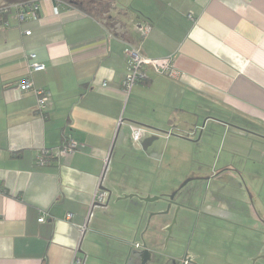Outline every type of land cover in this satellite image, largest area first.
Wrapping results in <instances>:
<instances>
[{
  "label": "crops",
  "instance_id": "obj_1",
  "mask_svg": "<svg viewBox=\"0 0 264 264\" xmlns=\"http://www.w3.org/2000/svg\"><path fill=\"white\" fill-rule=\"evenodd\" d=\"M109 16L111 27L41 0L35 20H0V264H124L120 240L139 243L145 220L135 237L130 213L94 210L86 225L107 158L105 188L161 198L151 211L195 191L179 249L161 233L150 264L184 252L189 264H264V0H112ZM128 47L171 56L177 77L148 70L124 93ZM26 76L47 92L41 111L17 88ZM70 140L76 151L52 158Z\"/></svg>",
  "mask_w": 264,
  "mask_h": 264
},
{
  "label": "water",
  "instance_id": "obj_2",
  "mask_svg": "<svg viewBox=\"0 0 264 264\" xmlns=\"http://www.w3.org/2000/svg\"><path fill=\"white\" fill-rule=\"evenodd\" d=\"M144 127L147 128V126ZM152 139L157 140V137H153L150 138V140L147 139L142 143L136 144L137 149H139V147H142L145 150ZM106 191L108 192V198L105 204L100 205L98 209H94L95 211L98 210V212H100L102 216H108L110 218H113V212L115 213V216L116 213L118 214L120 212L130 213L132 215L138 216L137 224L133 233L134 237L138 233L142 220L144 219L146 222L144 229L140 233L139 248L134 247V244H136L135 242H133L134 240H129L128 238L122 236V239L120 241L127 248L124 264H134L133 262L135 259L138 260L139 264H150L152 263V261H159L160 258L157 256H159V253L161 252H159L158 250L159 249L158 241L160 239V234L163 232H166L168 234L167 236L168 239L171 238V240H173L174 250L179 249L178 247L181 244L182 238L184 236V228L189 219L187 215V210H189L190 208L187 206V203L191 200L195 191H192L189 194L182 193V191H179L165 197L163 199L166 204L165 209L156 210V211L149 210L148 206L152 203L161 201V198L159 197L152 198L150 196H142L138 193L128 194L125 192V189L123 188L122 185H120L119 183H115L114 185L110 181H108V188L106 189ZM178 195L181 196L183 195L181 201L176 200V197ZM133 198H136L139 202L142 203L139 212H136V210L138 209L136 207L118 206L119 203L125 202L127 200H131ZM111 199L113 200L112 203L110 204ZM172 208H174L172 221L170 224L166 226L164 225L163 219L165 218V216L169 214ZM94 210L91 211L89 219L87 215L86 225L90 221L92 215H94L95 212ZM173 227L177 228L176 235H172ZM143 235H146L147 238H144ZM167 238H166V243L168 240ZM138 249H140L139 255L136 254V252H138ZM187 256L188 253L185 254L184 252L182 256L176 257L175 260L184 264V261L187 259ZM260 259L264 260V255L259 256L256 260H260Z\"/></svg>",
  "mask_w": 264,
  "mask_h": 264
},
{
  "label": "built area",
  "instance_id": "obj_3",
  "mask_svg": "<svg viewBox=\"0 0 264 264\" xmlns=\"http://www.w3.org/2000/svg\"><path fill=\"white\" fill-rule=\"evenodd\" d=\"M41 0H19L13 1L11 3H0V15L1 23L4 26L8 25V21L5 20L8 15L13 13L19 22H26L30 20L37 19V12L39 10V4ZM57 3H63L60 0H55ZM148 27L144 28V32L148 31ZM26 36L30 35L31 32L26 30L24 32ZM125 57L129 61L128 73L121 82L123 87V92L128 94L131 87L137 82H144L148 79V70L153 74L168 77L176 78L177 74L173 70V58L171 56L165 58H147L143 56L138 49L133 47H128L124 50ZM45 69L44 64L33 63L28 66V72L43 71ZM17 88L20 92H32L37 97V108L41 111L48 104V95L47 92L43 89L35 88L31 79L26 76L20 82L17 83ZM146 132V129L140 126L132 128L131 138L134 142H139L142 136V133ZM78 145L74 141L64 142L53 154L52 158H58V156H66L76 151ZM46 152L44 151V155ZM109 159L107 158L104 161V167L102 169V174L98 183L96 192L92 196V202L90 204L88 219L90 218V213L94 209H98L100 205L105 204L108 198V192L105 189L103 183L108 176L109 172ZM40 166H43V162H40ZM70 217V216H69ZM68 217V218H69ZM45 218L42 215L38 222H44ZM85 227H83L82 232ZM135 248H139L140 244H134ZM191 259L187 257L184 261V264H189Z\"/></svg>",
  "mask_w": 264,
  "mask_h": 264
},
{
  "label": "trees",
  "instance_id": "obj_4",
  "mask_svg": "<svg viewBox=\"0 0 264 264\" xmlns=\"http://www.w3.org/2000/svg\"><path fill=\"white\" fill-rule=\"evenodd\" d=\"M67 5L80 10L85 15L101 21L107 27H111L112 23L109 22V12L112 8V0H60ZM3 18L0 15V19Z\"/></svg>",
  "mask_w": 264,
  "mask_h": 264
},
{
  "label": "rangeland",
  "instance_id": "obj_5",
  "mask_svg": "<svg viewBox=\"0 0 264 264\" xmlns=\"http://www.w3.org/2000/svg\"><path fill=\"white\" fill-rule=\"evenodd\" d=\"M13 1H19V0H0V3H11ZM263 175H264V172H262V176ZM254 183H256V182H254ZM262 209H264V207H262ZM239 210H241V208Z\"/></svg>",
  "mask_w": 264,
  "mask_h": 264
},
{
  "label": "flooded vegetation",
  "instance_id": "obj_6",
  "mask_svg": "<svg viewBox=\"0 0 264 264\" xmlns=\"http://www.w3.org/2000/svg\"><path fill=\"white\" fill-rule=\"evenodd\" d=\"M147 130V129H146Z\"/></svg>",
  "mask_w": 264,
  "mask_h": 264
}]
</instances>
